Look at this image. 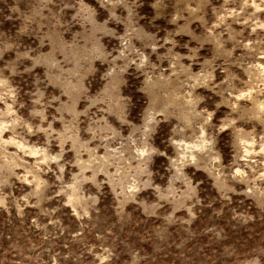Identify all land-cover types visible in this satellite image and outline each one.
<instances>
[{
	"label": "rangeland",
	"instance_id": "374dc122",
	"mask_svg": "<svg viewBox=\"0 0 264 264\" xmlns=\"http://www.w3.org/2000/svg\"><path fill=\"white\" fill-rule=\"evenodd\" d=\"M0 264H264V0H0Z\"/></svg>",
	"mask_w": 264,
	"mask_h": 264
}]
</instances>
